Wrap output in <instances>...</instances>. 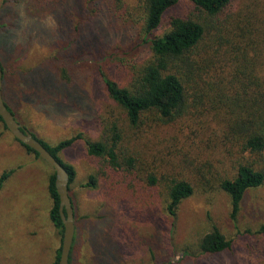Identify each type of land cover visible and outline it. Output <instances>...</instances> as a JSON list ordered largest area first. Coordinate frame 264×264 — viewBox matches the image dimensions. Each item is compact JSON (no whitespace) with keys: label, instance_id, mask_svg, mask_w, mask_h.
<instances>
[{"label":"rangeland","instance_id":"374dc122","mask_svg":"<svg viewBox=\"0 0 264 264\" xmlns=\"http://www.w3.org/2000/svg\"><path fill=\"white\" fill-rule=\"evenodd\" d=\"M243 3L231 5L225 16L230 24ZM143 15L140 0H0L3 95L16 119L52 147L79 134L85 138L59 153L76 171L70 184L76 208L72 264H264V185L247 192L236 222L220 187L240 163L260 160L226 136L231 113L244 107L220 100L235 93L225 80L231 68L224 60L212 58L206 84L201 91L194 87L183 114L171 121L150 112L131 125L107 91L104 77L132 87L152 58L150 39L170 31L173 18L212 29L191 0H179L148 36ZM230 24L225 41L234 40ZM255 40L239 42L255 50L251 57L264 58V34ZM202 50H214L213 43ZM257 70L264 75V65ZM116 137L119 167L88 153L86 139ZM6 171L14 173L0 191V264H54L62 236L50 217L53 169L0 122V177ZM91 177L95 185L86 187ZM183 180L194 195L172 216L168 193ZM214 227L232 248L203 254L200 242Z\"/></svg>","mask_w":264,"mask_h":264},{"label":"trees","instance_id":"16d2710c","mask_svg":"<svg viewBox=\"0 0 264 264\" xmlns=\"http://www.w3.org/2000/svg\"><path fill=\"white\" fill-rule=\"evenodd\" d=\"M36 1L44 5L55 3V0ZM178 1L140 0L144 14L145 35L148 36L160 28L165 14ZM191 1L198 10L207 14L211 21V31L201 21L175 17L171 21L170 31L161 37L150 39L152 58L142 68L131 88L121 87L107 77H104V82L110 97L126 111L131 125H139L142 118L150 112H155L162 119L171 121L183 114L185 107H187L188 96L194 87L197 85L201 91L203 84H206L204 75L211 70V66L207 67V65L212 64V58L224 60V66L231 68L225 80L235 89V93L231 99L222 95L220 100L226 106L232 103L234 107L239 109L244 107L235 115L231 113L227 122L226 136L228 135V139L232 136L241 142L244 152L258 155L260 158L259 162L240 163L237 166L236 174L232 178L223 180L220 184L221 189L230 198L231 218L236 222L247 192L264 185V75H259L257 70L263 68L264 58L257 55L251 57L250 52L255 50H247L246 46L243 47L239 42L241 39L248 41V45H252L253 42L257 41L255 39L264 34V0H244V3L246 2V4L243 3L244 9L238 13L239 16L233 22L234 24H230L229 18H225V16L235 0ZM229 24L234 29V40L225 41L222 38L224 37L223 32L230 30ZM204 42L205 44L201 48ZM211 43H213L214 50H202ZM225 46H228L230 50H224ZM204 52L206 56H203ZM217 53L222 55L218 56ZM199 55L200 59H196V56ZM0 62L4 72L1 59ZM220 81H224V79H220ZM241 91L245 93L246 98L242 97ZM4 100L9 110L14 113L5 98ZM14 115L16 117L15 113ZM0 122L8 131L1 116ZM117 137L111 142L108 139L96 142L86 139L88 153L94 157L108 158L113 167H119L116 152ZM82 138L83 135L79 134L54 147L40 140L66 168L70 174V184L75 180L76 171L74 167L63 162L59 153L69 148L77 139ZM23 146L41 158L34 150ZM13 173L14 171H6L1 175L0 191ZM55 179L56 175L53 171L50 177L49 191L54 206L50 212V217L62 236L64 225L59 213L60 202L55 187ZM90 180L91 182L86 187L95 185L94 177H91ZM193 195L194 186L190 181L173 182L168 193L167 211L169 214L176 216L182 203ZM261 232L264 234V226ZM232 245L233 242L220 229L214 227L202 238L200 249L203 254L214 255L230 250ZM60 254L61 248L58 250L54 264L58 263ZM72 260L73 250L70 264H72Z\"/></svg>","mask_w":264,"mask_h":264},{"label":"water","instance_id":"95a60500","mask_svg":"<svg viewBox=\"0 0 264 264\" xmlns=\"http://www.w3.org/2000/svg\"><path fill=\"white\" fill-rule=\"evenodd\" d=\"M4 72L0 62V116L9 132L20 143L34 150L41 158L48 163L55 172V187L59 196V213L64 225V232L61 237V254L57 264H70L73 244L76 234V214L73 200L70 195V174L66 168L52 155V153L18 122L4 100Z\"/></svg>","mask_w":264,"mask_h":264}]
</instances>
